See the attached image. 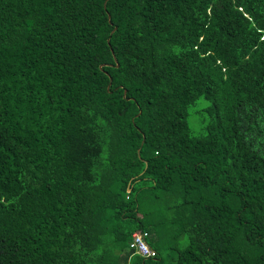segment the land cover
Returning <instances> with one entry per match:
<instances>
[{
    "label": "trees",
    "instance_id": "1",
    "mask_svg": "<svg viewBox=\"0 0 264 264\" xmlns=\"http://www.w3.org/2000/svg\"><path fill=\"white\" fill-rule=\"evenodd\" d=\"M0 264H264V0H0Z\"/></svg>",
    "mask_w": 264,
    "mask_h": 264
},
{
    "label": "built area",
    "instance_id": "2",
    "mask_svg": "<svg viewBox=\"0 0 264 264\" xmlns=\"http://www.w3.org/2000/svg\"><path fill=\"white\" fill-rule=\"evenodd\" d=\"M132 236L133 237L130 241L129 246L133 249V251L145 258H151L157 255L156 249H154L148 241V238L150 236L148 231H136Z\"/></svg>",
    "mask_w": 264,
    "mask_h": 264
},
{
    "label": "rangeland",
    "instance_id": "3",
    "mask_svg": "<svg viewBox=\"0 0 264 264\" xmlns=\"http://www.w3.org/2000/svg\"><path fill=\"white\" fill-rule=\"evenodd\" d=\"M208 101H206L204 98L199 99L198 102H195L191 107H190V120H193L194 122H198L200 117H204L205 108L206 104ZM208 113L205 112V116Z\"/></svg>",
    "mask_w": 264,
    "mask_h": 264
}]
</instances>
